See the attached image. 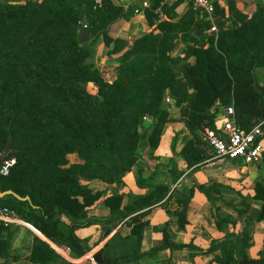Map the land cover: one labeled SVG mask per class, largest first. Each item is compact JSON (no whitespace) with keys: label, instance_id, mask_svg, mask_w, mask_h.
Returning <instances> with one entry per match:
<instances>
[{"label":"trees","instance_id":"obj_1","mask_svg":"<svg viewBox=\"0 0 264 264\" xmlns=\"http://www.w3.org/2000/svg\"><path fill=\"white\" fill-rule=\"evenodd\" d=\"M160 1L153 0L151 10L158 8ZM213 1L215 16H221L222 8ZM133 13V8L125 13L123 6L112 0H101L100 7L93 0L0 1V155L11 136L8 159H15L9 174L0 176V189L29 198H0V210L14 211L41 235L33 237L26 258L30 264L61 261L49 243L82 258L89 249L78 231L111 224L116 214L120 222L145 207L160 205L168 194L165 186L155 187L143 197L130 196L133 206L128 205L123 214L119 212L122 196L106 197L102 204L109 208L110 216L87 218L86 209L103 193L82 182L123 186V177L138 160L142 141L147 142L150 154L159 145L169 115L166 99L173 101L180 121L193 136L180 152L187 169H196L214 156L198 134L206 128L215 129L221 108L232 106L234 120L245 132L262 123L259 140L264 139V81L259 84L255 76L256 70L264 69V3L256 4L251 17L240 24L217 23L216 39L208 38L209 45L189 47L195 62L186 64L180 76L170 52L183 19L160 23V33L152 30L140 36L117 58L115 77L107 81L88 63L91 48L112 23ZM84 17L93 40L80 45L78 30L85 26ZM254 80L261 94L253 88ZM90 84L95 85V93L89 91ZM146 118L152 119V124L142 134ZM206 148L212 150L210 154H205ZM72 155L78 161L70 162ZM260 185L264 204V187ZM198 189L206 193L202 187ZM185 216L184 209L179 213L180 228L187 223ZM138 219L135 216L132 222ZM256 220H264V205ZM118 239L114 234L103 245L108 264H136L143 256L140 238L130 245V238H124L127 248L116 253ZM10 240L11 233L0 223V264L9 255ZM247 240L231 232L198 253L220 251L215 262L239 264ZM174 247L164 233L163 244L148 254ZM251 264H264V255Z\"/></svg>","mask_w":264,"mask_h":264},{"label":"crops","instance_id":"obj_2","mask_svg":"<svg viewBox=\"0 0 264 264\" xmlns=\"http://www.w3.org/2000/svg\"><path fill=\"white\" fill-rule=\"evenodd\" d=\"M0 1L23 3L41 0ZM112 1L122 5L125 13L132 8L134 13L128 19L121 18L112 23L104 35L97 37L91 48L92 57L88 63L98 69L107 81H112L115 77L117 58L140 36L152 30L160 33L158 28L160 23H177L183 19V25L177 31L178 38L170 52V57L176 59L174 64L176 74L180 76L186 64L195 62L189 47L195 43L209 45L208 38L216 39L217 23L225 21L229 25L240 24L251 17L256 4L264 3V0H216L223 13L221 16H215L213 13L209 18L202 11L191 8L183 0H161L155 10H151L150 7L153 0ZM144 2H147L149 7H143ZM164 5L167 6L165 10L162 9ZM92 40L90 38L89 42ZM166 104L169 115L157 149L150 154L147 142L142 141L137 151L138 160L131 171L123 177V186L96 182L82 184H88L103 193L100 200L86 209L87 218H108L110 210L102 202L104 198L112 195L122 196L119 212L123 214L128 205L133 206L130 196H146L159 186L167 187L168 194L161 199L160 205L152 209L145 207L120 222L117 219L119 215L116 214L111 224H97L80 230L77 232L78 237L87 245L88 252L102 249L114 234L121 239L129 237L128 245L134 242V238L139 237L140 252L143 256L136 264H219L214 259L221 257L220 251L199 255V250L207 249L212 240H222L226 234L236 232L241 237L248 238L243 253L248 264L260 259L264 255V220L257 221L256 216L264 205L260 188V184L264 187V160L257 165H246L241 161H226L212 156L200 167L187 169L180 152L193 136L180 122L178 109L174 107L173 101L170 100V103ZM223 109L218 111L217 120L223 117ZM151 124L152 119H144L141 133L149 131ZM198 135L206 142L203 134ZM261 141L264 144V139ZM210 153L211 150L206 148L205 154ZM76 161L77 157L75 161L70 160ZM199 186L205 189L206 193L199 190ZM191 190L193 193L189 197ZM78 201L81 203L82 199L79 198ZM184 209L187 223L180 228L179 213ZM145 211L147 213L143 215ZM135 216L139 219L132 222ZM62 221L68 223L65 217H62ZM8 233H11L10 250L4 264H30L26 258L29 256L33 237L41 235L34 229L32 231L16 225L9 226ZM164 233L169 244L176 247L148 254L149 250L163 244ZM6 235L3 233V236ZM121 239H118L115 246L116 253L127 248L126 240L123 242ZM83 258L84 256L70 262L52 261L49 264H88Z\"/></svg>","mask_w":264,"mask_h":264},{"label":"built area","instance_id":"obj_3","mask_svg":"<svg viewBox=\"0 0 264 264\" xmlns=\"http://www.w3.org/2000/svg\"><path fill=\"white\" fill-rule=\"evenodd\" d=\"M96 6H101V0H93ZM191 8L200 10L207 17H211L214 13L213 0H183ZM143 7H149L147 2L143 3ZM137 13V11H135ZM165 103H170V99H166ZM224 115L221 119H216L215 129L206 128L203 136L207 145L213 150L215 159H224L226 161H241L246 165H257L262 161L264 155V144L259 138L262 136L261 125L257 124L249 132L242 130L234 120V109L232 106L223 109ZM15 164V159H6L0 166V176H7L10 169ZM0 223L4 227L11 225L22 226L33 231V227L21 220L17 214L9 209L0 210ZM49 246L58 255L61 260L75 261L77 258L72 257L68 248L56 246L49 243ZM95 252H88L84 256V260L88 264H98L93 256Z\"/></svg>","mask_w":264,"mask_h":264},{"label":"water","instance_id":"obj_4","mask_svg":"<svg viewBox=\"0 0 264 264\" xmlns=\"http://www.w3.org/2000/svg\"><path fill=\"white\" fill-rule=\"evenodd\" d=\"M87 19L86 17L83 18V24L85 26L80 27L78 30V43L80 45L86 44L89 42L90 40V32L89 29L86 27L87 24ZM253 88L255 89V91L258 94H261L260 89L257 87L256 81H253L252 84ZM11 144H12V137L10 136L5 150L4 152L0 155V166L3 164V162L9 157V155L12 152V148H11ZM5 196H13L15 199L20 200V201H29V198H21L19 197L17 194H15L13 191H1L0 189V198H3ZM106 236L108 235V233L105 234ZM93 259L98 263V264H108V261L103 257V249H100L99 251H97L94 256ZM249 262L246 260V258L244 256H242L241 261L239 262V264H248Z\"/></svg>","mask_w":264,"mask_h":264},{"label":"rangeland","instance_id":"obj_5","mask_svg":"<svg viewBox=\"0 0 264 264\" xmlns=\"http://www.w3.org/2000/svg\"><path fill=\"white\" fill-rule=\"evenodd\" d=\"M255 76H256V79H257V82L259 83V84H262L263 83V81H264V69H258V70H256V72H255ZM88 89H89V91L91 92V93H95V86L94 85H89L88 86ZM179 120H180V117H179ZM181 122V121H180ZM201 148V147H200ZM201 150H202V148H201ZM211 150V149H210ZM212 151V150H211ZM69 159L71 160V161H75V159H76V157L75 156H70L69 157ZM36 229H34V231H35ZM37 231V230H36ZM38 232V231H37ZM63 264V263H62Z\"/></svg>","mask_w":264,"mask_h":264}]
</instances>
